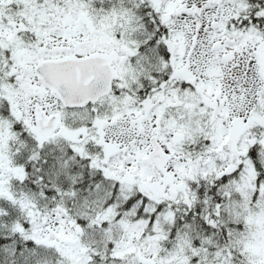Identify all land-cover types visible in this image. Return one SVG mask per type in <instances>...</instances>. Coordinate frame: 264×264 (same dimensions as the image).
I'll list each match as a JSON object with an SVG mask.
<instances>
[{
  "label": "snow or ice",
  "instance_id": "1",
  "mask_svg": "<svg viewBox=\"0 0 264 264\" xmlns=\"http://www.w3.org/2000/svg\"><path fill=\"white\" fill-rule=\"evenodd\" d=\"M0 264H264V0H0Z\"/></svg>",
  "mask_w": 264,
  "mask_h": 264
}]
</instances>
